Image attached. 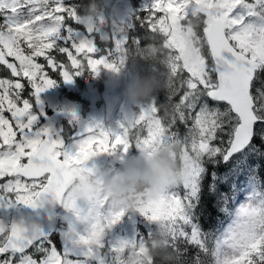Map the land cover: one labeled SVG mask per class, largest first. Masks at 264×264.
Returning a JSON list of instances; mask_svg holds the SVG:
<instances>
[{
  "label": "snow or ice",
  "instance_id": "obj_1",
  "mask_svg": "<svg viewBox=\"0 0 264 264\" xmlns=\"http://www.w3.org/2000/svg\"><path fill=\"white\" fill-rule=\"evenodd\" d=\"M88 2L0 0V65L16 78H0V264H120V252L144 248L156 228L167 233L179 264H204L202 256L212 264H264V187L257 179L264 151L254 142L264 146V0H149L127 22L103 14L86 21ZM132 21L143 36L128 35ZM157 37L164 59L150 67L163 68V106L154 97L131 118L125 111L115 127L69 113L78 128L67 141L41 122L39 95L56 83L47 69L65 82L119 72L133 53L155 55L157 46L143 41ZM160 144L182 145L184 178L138 209L154 226L147 236L105 240L124 213L97 211L87 224L71 218L67 189L93 172L86 162L133 149L150 154ZM221 162L223 173L215 167ZM240 175L242 189L233 183ZM206 181L208 195L231 217L212 247L199 223ZM222 184L231 197L221 194ZM241 191L244 201L229 211ZM187 246L197 250L190 261Z\"/></svg>",
  "mask_w": 264,
  "mask_h": 264
},
{
  "label": "clouds",
  "instance_id": "obj_2",
  "mask_svg": "<svg viewBox=\"0 0 264 264\" xmlns=\"http://www.w3.org/2000/svg\"><path fill=\"white\" fill-rule=\"evenodd\" d=\"M100 3L101 0H89L83 9L86 21L95 22L98 19L101 15ZM119 16V10L111 4L109 19L118 20ZM163 59L164 50L158 46L155 55L138 56L133 53L119 72H106L105 83L118 87L120 80L125 79L120 94L123 103L137 109L148 104L161 90H166L163 71H153L150 67ZM134 112H130V118ZM182 153V145L160 144L150 154L136 152L116 159L118 167L111 164L95 167L90 174L76 178L67 189L72 202L69 210L71 218L87 224L97 211L106 214L138 212L144 202L157 199L162 192L183 181ZM166 239L167 233L156 228L142 250L131 247L122 250L120 264H156L157 260L162 264H178L176 252L168 251L169 245L164 243Z\"/></svg>",
  "mask_w": 264,
  "mask_h": 264
},
{
  "label": "rangeland",
  "instance_id": "obj_3",
  "mask_svg": "<svg viewBox=\"0 0 264 264\" xmlns=\"http://www.w3.org/2000/svg\"><path fill=\"white\" fill-rule=\"evenodd\" d=\"M115 3L121 4L123 8L128 11V16L125 17V22H127L142 6L149 3V0H102L101 14L109 19V8L111 7V4L114 5ZM133 22L134 21H132V23ZM131 28H133V25ZM161 42L162 38L160 37L157 44L160 45ZM152 43L155 44V42ZM61 56H63L64 60H60L62 62H67L66 55ZM47 71L51 78L55 79L56 83L54 87L46 89L39 95L40 108H42L44 113L41 120L42 123L50 125L54 130L61 134L65 132L63 121L69 125L71 132L77 127L76 123L72 121L68 115L69 113H75L81 120L84 117L92 120H99L112 127H115V123L122 119L120 108L123 104V98L120 94L124 88L125 79L122 78L119 82V86L113 87L110 91L111 102L109 104L110 106L107 108L102 100V89L106 80V72H101L96 76L88 74L75 76L71 82H65L56 72H51V69H47ZM63 85H67L72 91L73 95L71 97H69L66 91L62 89L61 86ZM5 115L10 116L9 113H5ZM142 135H146V132ZM61 136L67 141L69 133H64ZM259 141L260 140L258 139L255 143L258 146H261L264 151V146H262L261 141ZM136 152L137 151L133 149L129 155L135 154ZM104 159V162L108 160L109 164L113 167L119 166L114 157L104 154ZM260 163H262V165L264 164V162L261 161ZM244 199L245 197L240 202H243ZM60 211L61 209L58 210V213ZM138 221H143L145 224H148L145 218L138 212L124 213L118 223L113 225L111 229L106 230L107 234L105 240L115 241L117 238L131 239L134 235L139 238L142 234L138 231ZM131 248L137 251L143 249L139 246ZM125 255H127V252H125Z\"/></svg>",
  "mask_w": 264,
  "mask_h": 264
},
{
  "label": "trees",
  "instance_id": "obj_4",
  "mask_svg": "<svg viewBox=\"0 0 264 264\" xmlns=\"http://www.w3.org/2000/svg\"><path fill=\"white\" fill-rule=\"evenodd\" d=\"M66 3L69 4H78V3H87L88 0H65ZM102 6V0L100 3V8ZM74 27H79L76 25H73ZM144 34V29L143 27L138 23V22H133V34L132 35H141L143 36ZM160 39V37H157L155 40H144L143 43H148V42H158V40ZM99 43V42H98ZM59 56V59L64 60L63 56H61V54H57ZM9 61H14V58L12 57H8ZM39 61L41 63H46L43 58H39ZM54 72V71H51ZM0 78H11V79H16L14 77H11V72L10 70H7L6 67L4 65H0ZM23 83H26V81L22 80ZM63 90L66 91V93L69 95V97H71L72 91L68 88L67 85H63L61 86ZM30 89H26L24 96L27 97L28 93H29ZM165 96H166V90H161L159 92V94L156 96L159 104L161 106H163L165 104ZM163 113L161 112V115ZM180 132L183 134V132L185 131L183 125H178ZM73 128V127H72ZM64 133H69L70 132V127L69 125L64 121ZM68 138H70V135L68 136ZM67 138V140H68ZM261 150L263 151V148H261ZM258 163H260V161H257ZM109 162L108 160H106L104 162V167L108 166ZM211 169V166H209ZM216 168L219 169V171L221 173H223L224 171H226V166L223 162L217 164L215 166ZM257 179L259 184L264 187V164L261 166L260 169H258L257 171ZM233 183L235 184V186L238 189H242L246 183V178L243 175L237 176L234 178ZM220 192L222 195H226L228 197L232 196V191H231V186L229 185H225L222 184L220 186ZM244 192L241 191L239 193H237L236 198H235V202H233L231 199L229 200V203L227 204V207L229 209V211H233L234 208L238 205V203L241 201V196ZM225 205L222 202H218V199L215 197H210L208 195L207 192V181L205 182V191L203 194V199L201 202V207H200V216H199V223L200 226L202 228V231L206 234H209V247L214 246L215 243V237L223 231V229L227 226V224L230 222L231 217L223 212L221 209L224 208ZM154 227L151 224H145L143 221H138V231L142 234V236H147V233L149 231L150 228ZM156 229L153 231L152 235H154ZM150 236V237H151ZM56 245H57V249L59 251H62V244L59 240V236H54ZM149 238H147L148 240ZM146 240V241H147ZM145 241V244H146ZM164 243L168 244V240L166 239L164 241ZM188 247V260L190 261L192 258H194L195 252L197 251L196 249L192 248L191 246H187ZM168 251H172L170 248L168 249ZM41 254H36L35 258L39 259ZM202 259L204 261V264H212L211 261V257H207V256H202ZM156 264H162V261L157 260ZM179 264V261H178Z\"/></svg>",
  "mask_w": 264,
  "mask_h": 264
},
{
  "label": "water",
  "instance_id": "obj_5",
  "mask_svg": "<svg viewBox=\"0 0 264 264\" xmlns=\"http://www.w3.org/2000/svg\"><path fill=\"white\" fill-rule=\"evenodd\" d=\"M115 7L119 10V13H120V16H119V18L120 19H123L124 21H125V17H127L128 16V11L125 9V8H123V6H121L120 4H116L115 5ZM112 88V86H110V85H105V87H104V97H105V101H106V103H108V99H109V91H110V89ZM129 109H131L130 108V106H127V105H125L124 103H123V105H122V107H121V114H122V116H123V113L125 112V111H127V110H129ZM131 110H134V109H131ZM86 120H92V119H86ZM76 132V131H75ZM75 132H74V134H75ZM103 154H101V155H99V156H97V157H94V158H92L91 160H89L88 162H86V166L87 167H93V166H95V167H100L101 166V156H102ZM58 208V207H57ZM56 208V209H57ZM55 209V210H56Z\"/></svg>",
  "mask_w": 264,
  "mask_h": 264
},
{
  "label": "flooded vegetation",
  "instance_id": "obj_6",
  "mask_svg": "<svg viewBox=\"0 0 264 264\" xmlns=\"http://www.w3.org/2000/svg\"><path fill=\"white\" fill-rule=\"evenodd\" d=\"M132 25H133V23H132ZM128 32H129V34H133V28H129V29H128ZM141 63H144V61H141ZM160 69L163 71L162 66H160ZM125 83H126V80H125ZM103 93H104V90L102 89V100H103L104 105L108 108L110 105L107 106V105L105 104V102H104L105 97L103 96ZM158 94H159V93H158ZM158 94H157V95H158ZM157 95H156V96H157ZM162 113H163V111H162ZM84 118H85V117H84ZM77 127H78V126H77ZM77 127H76V128H77ZM76 128H75V129H76Z\"/></svg>",
  "mask_w": 264,
  "mask_h": 264
}]
</instances>
